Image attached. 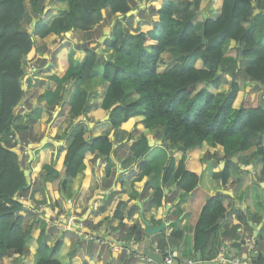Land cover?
<instances>
[{
  "label": "trees",
  "instance_id": "1",
  "mask_svg": "<svg viewBox=\"0 0 264 264\" xmlns=\"http://www.w3.org/2000/svg\"><path fill=\"white\" fill-rule=\"evenodd\" d=\"M66 2V13L46 24L52 14L49 7L56 5L54 0H0V264L7 259L19 261L29 254V247L38 252L36 264H69L68 260L76 256L80 239L76 237L72 246L58 240L50 250L46 239L52 237L54 229L47 228L44 222L38 235L33 236L34 227L26 225L23 204L18 200L31 192L30 175L20 159L31 130L27 123L18 125L17 119L26 94L27 60L37 52L36 37L44 39L53 34L63 40L73 32L71 38L78 42L75 47L86 54L84 62L71 73L65 49L74 44L58 49L55 61L59 74L55 79L81 83L92 80L99 67L104 71L97 106L83 108L87 113L97 107L95 117L103 126L102 135L89 140L88 125L78 123L68 136L66 149L56 152L52 145L43 148V163L33 173L36 181L43 178L52 183L53 210L62 207L64 196L71 191L70 183L84 170L85 161L100 160L99 175L103 179L115 175L112 155L116 141L110 132L117 136L123 133L130 142L134 140L125 147L129 161L142 159L150 152V141L138 134V124L154 132L168 148L199 150L201 161L214 159L215 165L226 161L225 169L216 177L227 191L232 167L238 169L231 159L247 164L260 160L264 166V45L256 36L264 16V0H155L146 9L137 0ZM114 20L111 38L101 44L106 50L100 52L93 45L103 36V27ZM231 42L237 44L235 56L229 52ZM247 83L255 85L236 108L242 86ZM223 85L229 86L227 92H220ZM83 101L77 96L73 102L63 104L60 114L51 120V133L58 132L64 124L73 126ZM14 134L18 136L15 142L9 138ZM209 143L223 147L224 156L211 154ZM146 166L140 163L139 179ZM93 177L87 170L76 211ZM176 183L174 195L189 194L198 188L200 176L187 171L183 161L176 164L171 159L163 172V186L170 188ZM225 199L230 197L218 194L208 200L194 230L193 249L202 252L208 263L217 257L212 246L226 224L222 226L225 217L233 216ZM164 201V191L157 189L147 206L161 208ZM125 207L119 202L113 209V218L123 222ZM182 213L179 209L176 215ZM263 218L248 217L240 211L239 223L231 228L230 238L237 239L241 227L253 231L250 222L260 223ZM91 224V220L84 222L85 226ZM125 229L127 238L144 234L136 227ZM183 238L184 232L179 229L169 237L158 235L160 254L164 256L171 242L176 244ZM256 240L260 245L254 260L264 264V238L256 235ZM43 253L49 254L43 257Z\"/></svg>",
  "mask_w": 264,
  "mask_h": 264
},
{
  "label": "crops",
  "instance_id": "2",
  "mask_svg": "<svg viewBox=\"0 0 264 264\" xmlns=\"http://www.w3.org/2000/svg\"><path fill=\"white\" fill-rule=\"evenodd\" d=\"M49 9H51V13L53 12L49 18L52 20L63 16L67 7L62 9L60 6L55 5L49 7ZM59 9L62 10V13L56 15ZM111 25L112 23L109 27ZM112 30L113 27L110 35ZM263 33L264 16L256 32V36L261 38L264 45ZM69 35L65 36L66 38L63 40L57 39V36L53 34L44 39L36 37V55L27 60L26 94L18 112L20 117L17 119V124L27 123L31 130L29 144L24 146L25 150L20 159L24 162V169L30 175L31 192L29 197L40 206L35 210H30L25 206L22 210L26 225L34 227L33 236L38 235L40 225L45 222L47 228L54 229L52 237L46 239V245L50 250L54 248L58 240L66 241L69 246H72L75 238L79 237L76 256L68 260L69 264H157L151 258L144 256V253H156L161 256L157 236L163 234L165 237H169L174 230L179 229L184 232L183 240L176 244L171 242L168 249L172 250L179 260H197L198 253H201L203 260L202 252H195L193 243L195 227L203 207L209 200L207 195L210 193L216 197L218 194H222L230 197L225 193H233L230 199L224 200L225 206L229 208L233 216L232 218L225 217L222 226L226 224L220 229L213 241L212 252L217 257L210 264H224L220 259L223 246H227L228 256L233 261L246 262L248 258L254 257V254H251L249 250L252 246H247L244 240L256 237V235L264 238V218L260 223L250 222L249 226L253 228V231H247L243 227L238 229L239 237L237 239H231L230 234H232L231 228L236 227L239 223L237 217L240 211L248 217L264 216V206H262L264 204L263 163L255 159L251 160L249 164L245 161L240 162L237 158L231 159L232 164L238 169L232 167V177L227 191L222 182L216 177L218 173L225 169L226 161H219L215 165L216 161L214 159L201 161L199 150L183 152L177 148H168L163 140L156 137L154 132L146 129L142 124L136 126L138 134L147 136L148 140L152 142L151 150L145 157L137 161H129V153L125 147L130 146L134 140L130 142L128 135L120 133L117 136L114 132H110L112 139L116 141L115 152L112 155L116 167L115 175L111 179H103L99 175L100 160L95 163L85 161L84 170L71 181V191L68 196H64L62 207L60 210H53L54 191L52 183L44 181L43 178V182L41 179L36 181L33 176L36 169L43 163V148L46 145H52L53 151L56 152L66 149L68 136L74 126L80 122L87 124L91 130V134L88 135L89 140L101 136L100 129L103 127L95 117L97 107L87 113L83 112L84 107L97 106V96L102 92L104 83L103 67L97 69L95 77L90 81L76 83L73 80L55 79L59 74L55 53L62 46H66L70 42L74 44L65 49L70 60L71 73L75 72L74 70L84 62L86 57L84 51L75 47L78 42L76 39L71 38L73 32H70ZM235 45L237 44L231 42L230 48ZM102 50L105 51L106 48L98 51L103 52ZM230 55L235 56L234 54ZM241 66L242 60L239 61L238 67ZM254 85L253 83H247V85L242 86V91L235 104L236 108H239L243 99L251 93ZM223 86L226 87L227 85ZM227 90L225 89L226 92ZM220 92H222V87ZM77 96L84 99V104L79 111L80 116L73 126L64 124L58 132L51 133V120L60 114L63 104L73 102ZM26 116L29 118H26ZM46 125L47 128H45ZM208 150L211 154L219 157L224 156V148L219 145L213 146L209 143ZM171 159H174L176 164L183 161L187 171L200 176V184L194 192L174 195L178 183L170 188L163 186V172ZM141 162L147 164V166L144 176L139 179L138 173L140 172ZM87 170L92 172L94 177L90 182V188L83 200L80 201L76 211L77 200L79 201L82 197L81 187ZM234 182H236L235 185H233ZM157 189L164 191V204L161 208L149 209L147 205ZM234 201L243 203L245 209L235 208ZM119 202L126 204L125 220L123 222L113 218V209L117 207ZM179 209L183 213L176 215ZM142 217L152 227H157L163 222L168 227L162 233L147 236ZM38 220L40 222H37ZM87 220H91V227L84 225ZM132 227L143 231L144 234L141 237L133 235L131 238H127L125 228ZM259 245L257 246L256 243L254 248L257 252ZM262 245H264V240ZM37 253V250L29 247L27 256L22 257L19 261L17 259H7L5 264H13L14 262L16 264H36L39 260ZM48 254L43 253V257ZM203 263L208 262L203 260Z\"/></svg>",
  "mask_w": 264,
  "mask_h": 264
},
{
  "label": "built area",
  "instance_id": "3",
  "mask_svg": "<svg viewBox=\"0 0 264 264\" xmlns=\"http://www.w3.org/2000/svg\"><path fill=\"white\" fill-rule=\"evenodd\" d=\"M10 140L15 142L18 140V136L16 134L14 135H10ZM22 204L23 207H27L30 210H35L37 207L40 208L39 205H37L34 201L31 200V198L28 196H21L18 199ZM245 244L248 246H252L249 248L251 254H254V257H251L250 259L248 258V260L246 262H243L241 260H237V261H233L229 258L228 256V248L227 246H223L222 249V255H221V262H223L224 264H256V262L254 261L255 257L257 256L258 252L255 251V246L257 243L256 237H251V238H247L244 240ZM254 249V252H253ZM162 256L163 259V264H200L199 262H197L196 260L193 259H186V260H177L175 257V255L173 254L172 250L167 249L164 252V256Z\"/></svg>",
  "mask_w": 264,
  "mask_h": 264
},
{
  "label": "water",
  "instance_id": "4",
  "mask_svg": "<svg viewBox=\"0 0 264 264\" xmlns=\"http://www.w3.org/2000/svg\"><path fill=\"white\" fill-rule=\"evenodd\" d=\"M258 12L259 11H256V14ZM202 13H203L204 19L207 20L208 16H207L206 12L203 11ZM130 15H133V14L130 13L129 16ZM115 23H116V20H114L112 22V25L110 27H106V26L104 27L103 36H102V38L99 41L100 44H104L107 41V39L110 36L111 29H112V27H114ZM202 30H203L202 31L203 32V43H205L206 42V39L204 37V34H205V23L203 24ZM240 60H241V57H240ZM238 66H239V64H238ZM218 75H222V72H219ZM150 146H152V142H150ZM225 194L229 195L230 197L233 196V193H225ZM207 196H208L209 200L212 199L213 197H215V195H211L210 193H208ZM234 206L237 209H242V210L245 209V205L243 203L239 202V201H234ZM142 221H143V223L145 225V233L147 234V236H155V235L165 231L167 229V227H168V225L165 222L161 223L157 227H152L151 224L144 217H142ZM144 256H147V257L151 258L157 264H163L162 256H160V255H158L156 253L145 252ZM196 261L199 262L200 264H210V263H203V260L201 258V253L197 254V260Z\"/></svg>",
  "mask_w": 264,
  "mask_h": 264
},
{
  "label": "rangeland",
  "instance_id": "5",
  "mask_svg": "<svg viewBox=\"0 0 264 264\" xmlns=\"http://www.w3.org/2000/svg\"><path fill=\"white\" fill-rule=\"evenodd\" d=\"M55 2H56V5L57 6H60L62 9H65L67 6H66V4H67V2H66V0H54ZM138 1V4L141 6V8L142 9H146L153 1H155V0H137ZM211 1V0H210ZM27 2H28V0H27ZM214 3V2H213ZM154 5H157V3H155ZM66 11H67V9H66ZM65 11V12H66ZM53 13V12H52ZM62 13V10H58V12H57V14L56 15H58V14H61ZM50 21H51V19H47L46 20V24H49L50 23ZM135 21H140V19L137 17V15L135 16ZM136 22V23H137ZM116 24V23H115ZM132 24L134 25L135 23H134V21L132 22ZM115 26V25H114ZM109 27V26H108ZM112 35V34H111ZM111 35L109 36V38H111ZM99 41L100 40H98L97 41V43H95L94 44V47L95 48H97L98 50H100V49H105L104 47L105 46H103V45H101L100 43H99ZM236 48H237V45H235L233 48H229V52H230V54H234V55H236ZM102 51H104V50H102ZM107 52V51H106ZM107 54H111V53H109V52H107ZM225 89H228L229 90V87H228V85L225 87V86H222V92H226L225 91ZM227 90V91H228Z\"/></svg>",
  "mask_w": 264,
  "mask_h": 264
}]
</instances>
